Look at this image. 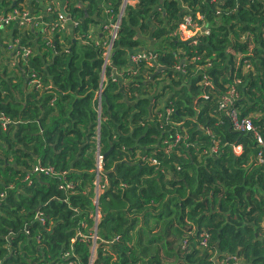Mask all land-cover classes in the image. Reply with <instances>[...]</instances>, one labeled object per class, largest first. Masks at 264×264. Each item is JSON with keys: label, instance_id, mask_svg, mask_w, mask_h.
I'll use <instances>...</instances> for the list:
<instances>
[{"label": "trees", "instance_id": "16d2710c", "mask_svg": "<svg viewBox=\"0 0 264 264\" xmlns=\"http://www.w3.org/2000/svg\"><path fill=\"white\" fill-rule=\"evenodd\" d=\"M36 1L0 0L43 14L0 29V264H264V0H67L65 31Z\"/></svg>", "mask_w": 264, "mask_h": 264}, {"label": "built area", "instance_id": "2783aa9c", "mask_svg": "<svg viewBox=\"0 0 264 264\" xmlns=\"http://www.w3.org/2000/svg\"><path fill=\"white\" fill-rule=\"evenodd\" d=\"M66 2L67 0H62V3L59 0H50L49 4L44 6L45 10H46V14H52L53 11H55L56 9H58L59 11L57 12V18L55 20V24L56 27L58 28L57 31H65L67 27H69V25L71 24H75L76 21H74V19H72L71 15L66 11ZM129 2V0H122V4H127ZM107 13H112L111 9H107L106 11ZM124 16V12L123 10L117 14L116 16H114L113 14H111V20L108 24H104L103 27L108 31L109 34V39L108 41L104 42V46H105V52H104V67L107 66L108 63H110V56H111V52H112V46H113V42L114 40L117 38L118 36V30L122 21V18ZM43 17V14H39L34 16L32 14V12L28 11V10H19V9H11L8 11L5 10H0V29H5L7 25L9 24H19V23H23V24H27L29 27L35 28V26H37V21H40L41 18ZM39 25V24H38ZM94 28V27H93ZM91 29V32L93 33L94 31H98L100 30V27L96 28L97 30ZM44 32L48 33L51 31H54V29H45L42 28ZM210 32V28L209 26L206 25L205 20H204V16H201L197 19H194L193 16L188 13L184 16L183 18V22L181 23V27L179 30V35L181 38L183 39H195L197 38L199 35H205L208 34ZM92 37H96L91 35ZM98 38H96L97 44L100 43V40H97ZM194 43H196V40H192ZM17 42V40H16ZM16 42H11L7 44V48L8 51L15 53L17 50H19V46L15 45ZM32 54V51L30 49H24L22 51V55L24 57H29ZM155 56L152 55L151 53H149L147 50H140L136 53H133L130 55V60L131 61H138V60H153L152 58H154ZM34 76V75H33ZM101 91L99 92V95H101ZM238 98V94L235 91L234 88H230L226 94L223 96V98L221 99L222 102V106H232L234 105V102L236 101V99ZM169 112V111H168ZM229 114L231 116V120L233 123V126L235 128L236 131H254L255 130V126L253 124V121L251 120V118H241L238 115V110L235 108V106L231 109V111H229ZM2 120L4 121V124H9V119L8 118H2ZM258 140L260 143H262V139L261 137L258 136ZM98 157V168H97V173L98 175L100 174V172L102 171V162H103V156L99 153L97 154ZM261 161H263V159H261ZM51 170V169H50ZM44 171L42 168L40 167H35L32 170V173H36L39 174V172ZM101 188L100 184L97 181V189ZM95 203L97 204V200L95 201ZM96 219L99 218V212L97 211ZM79 234V233H78ZM96 231H95V235H93L94 237V246L96 245ZM81 236V234L79 235ZM84 237V236H82ZM86 238V237H84ZM90 264H93V259L90 261Z\"/></svg>", "mask_w": 264, "mask_h": 264}, {"label": "crops", "instance_id": "0c3cea01", "mask_svg": "<svg viewBox=\"0 0 264 264\" xmlns=\"http://www.w3.org/2000/svg\"><path fill=\"white\" fill-rule=\"evenodd\" d=\"M38 1H39V2H38ZM49 1H50V0H37L36 2H37L38 4H40L41 6H46V5L49 4ZM136 2H137L136 0H130V2H128V4L131 3V4L135 5ZM96 28H98V27H94L93 29H94V30H97ZM142 50H147V47H143Z\"/></svg>", "mask_w": 264, "mask_h": 264}, {"label": "rangeland", "instance_id": "374dc122", "mask_svg": "<svg viewBox=\"0 0 264 264\" xmlns=\"http://www.w3.org/2000/svg\"><path fill=\"white\" fill-rule=\"evenodd\" d=\"M129 2H130V0H129ZM128 4V3H127ZM127 4H122V6H123V9H124V7L125 6H127ZM97 162H98V157H97ZM97 192L99 193V192H102V187L101 188H98L97 189ZM96 246V245H95ZM93 249H94V247H93ZM93 249H92V251H93ZM155 250H152V251H150L151 252V254L154 252ZM94 254H95V252H94ZM164 251H162V249H160L159 250V256H160V258H163L164 257ZM94 257V256H93ZM221 262H224V260H221Z\"/></svg>", "mask_w": 264, "mask_h": 264}, {"label": "clouds", "instance_id": "9594fccd", "mask_svg": "<svg viewBox=\"0 0 264 264\" xmlns=\"http://www.w3.org/2000/svg\"><path fill=\"white\" fill-rule=\"evenodd\" d=\"M93 247H94V249L92 248V249H93L92 253L94 254V252H95V246H93ZM91 260H92V259H91Z\"/></svg>", "mask_w": 264, "mask_h": 264}, {"label": "water", "instance_id": "95a60500", "mask_svg": "<svg viewBox=\"0 0 264 264\" xmlns=\"http://www.w3.org/2000/svg\"><path fill=\"white\" fill-rule=\"evenodd\" d=\"M161 69H163V68L161 67L159 70H161Z\"/></svg>", "mask_w": 264, "mask_h": 264}]
</instances>
